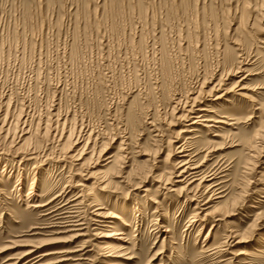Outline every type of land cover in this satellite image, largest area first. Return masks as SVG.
<instances>
[{"label": "rangeland", "instance_id": "1", "mask_svg": "<svg viewBox=\"0 0 264 264\" xmlns=\"http://www.w3.org/2000/svg\"><path fill=\"white\" fill-rule=\"evenodd\" d=\"M0 264H264V0H0Z\"/></svg>", "mask_w": 264, "mask_h": 264}, {"label": "bare ground", "instance_id": "2", "mask_svg": "<svg viewBox=\"0 0 264 264\" xmlns=\"http://www.w3.org/2000/svg\"><path fill=\"white\" fill-rule=\"evenodd\" d=\"M247 3H245L246 5ZM244 5V3H243ZM243 12H245V8L243 9V11L241 12V15H243ZM247 15V13H246ZM245 17V15H243ZM242 17V16H241ZM235 74V73H234ZM215 87V86H214ZM218 88V87H217ZM239 89H242L241 87ZM228 90V89H227ZM212 91H215L214 88H211V90L209 91L210 93H212ZM229 91V90H228ZM215 93V92H214ZM224 93V92H223ZM227 93V92H226ZM242 94V93H241ZM212 95V94H211ZM210 95V96H211ZM224 94H221V95H218L216 98H220L222 97ZM246 95V94H245ZM248 96V95H247ZM215 97V96H214ZM216 100V99H215ZM200 101H196L195 99L192 101V103L188 106V108L185 110L186 113H185V117L189 118L190 122H189V126H197L199 124L202 123V121H211V119H205L204 118V112L205 111H208L206 108L204 107H201V104H199ZM217 122H219V120H217ZM182 149L180 150V152H183L185 151L183 147H181ZM199 166L197 165H193V163H190V160L188 161H185V162H182L180 165H179V171L177 172L176 174V177H180L181 179H179L178 181H174V182H180V183H185V184H189L191 183L192 181H198V182H202V181H209V176L208 175H205V174H201L199 172L198 169ZM187 174V175H186ZM91 175V174H90ZM90 175H87V178L85 179H88L89 177H91ZM186 175V176H185ZM211 177V176H210ZM84 179V180H85ZM191 181V182H190ZM80 186H82V189L85 188V190H87L88 188L86 187L85 183H80L78 184ZM200 185V183H199ZM216 185H210L209 187L212 189V188H215ZM216 189H213L212 191H215ZM218 194V193H217ZM79 196V195H78ZM96 195L94 194V197ZM218 197H221V196H218ZM80 198V197H78ZM82 198V197H81ZM80 198V199H81ZM94 199V198H93ZM71 201H76L74 199L72 200H69L68 203H71ZM96 201V200H95ZM79 203V202H78ZM40 204H38L39 206ZM66 209V208H65ZM71 209V208H70ZM76 209V208H75ZM72 210V209H71ZM63 213H65L66 215L63 216V219H65V221L63 222V227L66 228V232H72V234L70 235V238L71 239H75L79 236H82V235H85L84 233H82V230H84L83 228H81V226L83 225L84 222H82V219L79 218V215L78 213L76 212V210L74 211H64ZM93 213V212H92ZM112 213H105L104 211L102 210H99L97 209L94 213L95 216L97 217H103V218H110V217H117V219L119 220V222L121 223H125L126 224V221L124 219V217H122V215H111ZM227 216V215H226ZM114 222H110V224H108L106 227H111L112 229L109 230L106 234H102V236L104 237H112V238H115V239H118L119 241H125V238H124V232L122 231L123 229H117V228H113L114 227V224H112ZM85 224V223H84ZM118 231V232H117ZM116 235V236H115ZM55 239V238H54ZM62 240H54L48 244H51V243H55V242H61ZM43 243V242H42ZM47 243V242H46ZM45 243V244H46ZM108 244V243H106ZM44 245V244H42ZM41 246V245H40ZM40 246H37V247H40ZM107 246V245H106ZM36 248V247H35ZM116 248V247H115ZM26 250V249H25ZM224 250V249H223ZM31 251V250H30ZM34 251V250H33ZM75 251H79V250H75ZM217 251V250H216ZM67 252V250H63V251H49L45 254H41V256H46V255H50V254H61V253H65ZM26 253V252H25ZM24 253V254H25ZM29 253V252H27ZM32 253V252H31ZM64 255V254H63ZM112 255V254H111ZM235 255V254H234ZM58 257V256H57ZM28 260V259H27ZM64 260V259H63ZM108 263V262H107Z\"/></svg>", "mask_w": 264, "mask_h": 264}]
</instances>
